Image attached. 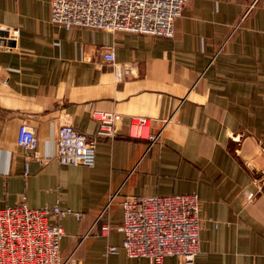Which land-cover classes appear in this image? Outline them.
I'll use <instances>...</instances> for the list:
<instances>
[{
    "label": "crops",
    "instance_id": "crops-1",
    "mask_svg": "<svg viewBox=\"0 0 264 264\" xmlns=\"http://www.w3.org/2000/svg\"><path fill=\"white\" fill-rule=\"evenodd\" d=\"M4 26L19 37L0 48V211L59 205L63 259L151 264L122 247L120 201L195 195L196 264H264V0H190L172 38L67 29L49 0H0ZM107 113L122 118L114 137ZM133 116L155 142L130 134ZM65 123L98 138L93 167L56 158Z\"/></svg>",
    "mask_w": 264,
    "mask_h": 264
},
{
    "label": "built area",
    "instance_id": "built-area-1",
    "mask_svg": "<svg viewBox=\"0 0 264 264\" xmlns=\"http://www.w3.org/2000/svg\"><path fill=\"white\" fill-rule=\"evenodd\" d=\"M51 20L65 28L89 27L109 32H130L152 37L172 38L176 20L190 0H49ZM19 37V29L2 27L0 48L9 50ZM108 136H116L122 118L117 114L97 116ZM130 134L151 139V120L129 118ZM21 146L31 150L36 145L34 131L22 126L18 138ZM97 137H89L74 125L65 123L58 130L56 158L64 165L93 167ZM255 197L249 193L248 198ZM113 196L109 205L114 201ZM124 218L122 247L129 256L144 257L151 264H165L167 257L176 264H196L200 240V202L195 195L127 196L120 201ZM68 212L59 205L40 209L25 203L0 211V264H76L72 257L61 256L62 226L49 218ZM117 247L111 246L110 252Z\"/></svg>",
    "mask_w": 264,
    "mask_h": 264
},
{
    "label": "water",
    "instance_id": "water-1",
    "mask_svg": "<svg viewBox=\"0 0 264 264\" xmlns=\"http://www.w3.org/2000/svg\"><path fill=\"white\" fill-rule=\"evenodd\" d=\"M11 44L14 45V42H12Z\"/></svg>",
    "mask_w": 264,
    "mask_h": 264
}]
</instances>
